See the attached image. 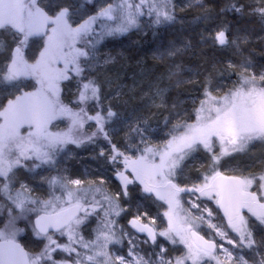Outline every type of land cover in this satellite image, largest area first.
Masks as SVG:
<instances>
[{"label": "snow or ice", "instance_id": "snow-or-ice-1", "mask_svg": "<svg viewBox=\"0 0 264 264\" xmlns=\"http://www.w3.org/2000/svg\"><path fill=\"white\" fill-rule=\"evenodd\" d=\"M145 7L157 25L173 20L169 0H105L95 14L82 20H77L71 0L55 8L51 3L45 6L43 0H0V31L12 34L11 46L0 41V50L6 51L0 63V88H15L20 93L0 106V197L9 202L8 220L0 229V264H250V260L252 264H264V241L257 244L245 215L251 214L264 225V168L247 175H225L220 170L224 157L244 151L254 141L264 142V73L246 74L245 68L237 85L219 96L206 86L198 105L193 102L192 122L174 126L162 144H149L143 134L146 130L139 127L132 129L139 135V142L133 139L127 145L138 155H129L112 144L108 159L120 188L115 194L101 188L85 190L80 187L81 180L63 178L49 180L52 186L59 183L63 191L60 196L51 194L47 200L32 198L23 183L16 188L18 170L28 161L35 167L53 163L61 146L82 142L77 137L89 121L96 129L87 138L102 135L111 143L105 125L119 114L110 106L104 107L100 85L85 73L97 60V46L107 37L137 27ZM249 7L264 19L262 0ZM231 9L239 12L242 6L233 4ZM34 37H39L43 46L29 59L25 50ZM202 39L221 46L229 43L223 29ZM27 78L36 82L33 91L23 90ZM73 79L77 87L75 108L60 98L61 83ZM89 105L94 113H90ZM61 118L70 120L69 128L52 131ZM201 150L207 155L205 173L190 187H181L175 182L177 170L183 171L181 162ZM137 184L146 194L141 199L154 196L167 205L163 212L167 218L165 229L158 230L156 219L140 204L135 205V214L122 206V199L125 205L132 203L130 191L134 189L129 186ZM182 193L194 197L189 201L190 209L182 206ZM205 200L222 210L226 225L214 222L213 209ZM191 209L199 214L193 215ZM100 213L103 216L96 237L86 241L78 234L79 229L90 216L100 217ZM122 214L131 215V231L120 228L118 235L115 218ZM20 219L27 221L24 229L17 227ZM29 225L37 238L47 241L37 253H30L17 242V235ZM202 226L219 237V242L201 235ZM56 233L67 235L68 243H59L54 238ZM135 234H145L143 242L155 246L150 255L137 251ZM158 236L174 246L183 245L186 251L175 258L167 257L166 248L157 243ZM124 237L129 244L126 255L108 250L110 244H120ZM58 250L72 258L56 259L53 254Z\"/></svg>", "mask_w": 264, "mask_h": 264}, {"label": "rangeland", "instance_id": "rangeland-1", "mask_svg": "<svg viewBox=\"0 0 264 264\" xmlns=\"http://www.w3.org/2000/svg\"><path fill=\"white\" fill-rule=\"evenodd\" d=\"M65 0H43L46 6L52 4L64 3ZM118 2V0H113ZM206 0H169V11L174 17L176 14L189 8L205 5ZM264 2V0H262ZM77 12V20L86 19L89 15L95 14L98 9L105 3V0H71ZM236 4L242 6L239 12L233 11L231 6ZM256 0H227L226 5L221 9V13H227L232 17L231 23H221L215 28L209 29V33L215 34L218 30H225L229 43L224 48H230L238 53L239 61H227L225 67L231 70L230 75L236 76L237 80L228 81L223 79L217 84L208 82L204 84L202 90L188 88L194 85L201 73L190 65H185L176 60V55L185 53L190 46L186 37L180 35L169 40L168 42H159L145 59L131 61L126 56L124 47L119 44H107L102 42L97 47V60L92 62V69L85 75L93 78L100 85L101 100L105 108L111 107L112 111L119 114L112 122L105 125V130L109 134V139L105 140L99 135L92 140L87 137L95 131V123L89 121L80 130L78 139L82 140L79 144L68 143L61 146L60 150L55 153L53 163H44L40 167H35L32 161L27 162V166L18 170L16 174V188L21 183L25 184L34 199L47 200L51 194L60 196L63 189L60 184L52 186L49 184L51 178H63L64 180L79 179L83 183L82 189L101 188L108 194H115L120 190L119 181L115 177L113 165L108 157L112 154V144H115L120 151L127 149V145L135 139L139 142V135L132 129L139 127L146 136L149 144H162L169 138V133L174 126L184 122H192V113L194 101L198 105L199 99L203 98L205 87L208 86L213 95H223L229 89L237 85L242 72L247 69V73H255L259 76L264 73V63H259L247 53L243 48L247 44L249 48L258 47L264 52V19L252 13L250 5H255ZM145 14L139 18L138 25L130 29L126 34L140 29H146L140 21L145 18L154 17L147 14V7L144 9ZM249 13V14H248ZM52 14V13H50ZM247 15H253L255 23L247 20ZM235 20V22H234ZM144 23L147 21L143 20ZM165 23V22H164ZM161 23V24H164ZM167 23V22H166ZM230 33V34H229ZM125 34V33H124ZM122 34V35H124ZM229 34V35H228ZM122 35L107 37L104 41L114 38L121 39ZM0 41L12 45V34L7 31H0ZM43 46V41L39 37H34L30 41V47L25 50L26 56L31 59L38 55ZM248 49V48H247ZM6 56L5 50H0V63L4 62ZM107 60V62H105ZM24 91H33L36 82L31 78L24 80ZM20 93L15 88H0V106L7 103V99L14 98ZM77 87L76 80L63 81L61 83V100L63 103L75 108ZM193 94V95H192ZM90 113H94V108L89 105ZM56 126L52 131H66L70 126L68 118H61L55 122ZM131 151V150H130ZM103 152V155L101 153ZM39 163V161H36ZM264 165V142L254 141L250 143L242 152L233 153L231 156L224 157L221 161L220 170L222 172H243V169L254 168L256 164ZM178 169L175 182L181 187L191 186L198 177H202L207 168V155L202 150L194 152L181 162ZM261 169L264 166L260 167ZM260 169V170H261ZM198 182V181H197ZM69 187L75 189L76 186ZM140 188V186H138ZM142 195V193H141ZM140 190L134 189L130 198L132 203L125 205L123 199L122 206L128 208L129 212L135 214V205L140 204L146 209L151 217L156 219L158 230L167 227V218L163 217V212L167 205L163 201L149 200L144 201L139 198ZM194 197L188 194H181V204L186 209L189 207V201ZM0 201L8 202L3 197ZM9 203V202H8ZM33 217L35 213L31 214ZM100 217L90 216L83 225H81L78 234L83 236L86 241L94 240L96 229L99 226ZM117 220V234L119 229L131 231L128 220L131 215L115 218ZM86 233H89L87 238ZM34 235V234H33ZM137 251L140 255H150L154 245L149 241L144 243L145 234H135ZM59 243H68L67 235L55 236ZM47 241L33 236L32 253L39 252ZM157 243L163 244L167 250V257L175 258L184 254L186 249L183 245H172L163 237H157ZM129 249L128 238L124 237L120 244H110L109 251L121 255H126ZM158 251V249H156ZM58 260L71 259L68 253L58 250L53 254ZM74 256V254H73ZM69 259V260H70ZM207 260V258H205ZM223 260V255H220ZM215 264V261H211Z\"/></svg>", "mask_w": 264, "mask_h": 264}, {"label": "trees", "instance_id": "trees-1", "mask_svg": "<svg viewBox=\"0 0 264 264\" xmlns=\"http://www.w3.org/2000/svg\"><path fill=\"white\" fill-rule=\"evenodd\" d=\"M226 1L206 0L203 6L175 13L176 15L173 17V20L167 21L164 24L157 25L153 23L152 18H145L143 20L147 21V23H144L142 20L140 21V25L144 24L146 29L137 30L138 28H136L130 34L125 33L122 35L121 39H119L120 37L114 38V43H112V39L103 42H107V44H119L120 47L126 48V56L129 60L137 61L145 59V57L147 58L150 51L159 42H168L180 35L189 40L190 46L185 53L177 54L176 60L194 67L201 73V76L194 82V85L188 87L193 89V94L194 90H202L204 84L208 82L217 84L223 79H227L228 81L237 80L236 76L230 75L231 70L225 67V65L227 61H239L238 53L230 48H224V45L221 46L215 42H205L202 39V37L209 35V29L215 28L221 23L227 24L232 22V17L227 13H221V9L226 5ZM247 20L250 23H255L253 15H247ZM212 35L214 36V34ZM243 48L253 56L256 62L263 61L264 63V52L258 49L257 46L249 48L247 44H244ZM88 234L86 233V236L90 238Z\"/></svg>", "mask_w": 264, "mask_h": 264}, {"label": "flooded vegetation", "instance_id": "flooded-vegetation-1", "mask_svg": "<svg viewBox=\"0 0 264 264\" xmlns=\"http://www.w3.org/2000/svg\"><path fill=\"white\" fill-rule=\"evenodd\" d=\"M123 151V149H122ZM124 151L127 152V154L129 155H138V153H135L134 150H128V149H125ZM261 166H264L263 163L262 164H256L254 166V168H249V169H243V172L237 174L235 172H223L225 175H247L249 172H258L261 168ZM122 167V165H121ZM139 185H130V190L131 189H139L140 190V196L139 198L141 199L143 196H145L146 194H144L141 190V186L140 188L138 187ZM133 191H130V195ZM142 193V195H141ZM155 200V201H158L155 199L154 196H152L151 198L149 199H146L144 201H151V200ZM143 199H141L142 201ZM204 203L211 209H213V212H214V222L215 223H222L224 225L227 224V220L226 218H223V212L222 210L218 209L217 206L215 205L214 202L212 201H207L205 200ZM0 229H3L5 224L7 223V220H8V212H7V208L9 206V203L8 202H3V201H0ZM203 206V205H202ZM186 209H190V204H189V207L187 206ZM193 215H198V211L196 209H191ZM245 215L246 217H248L249 219V225L250 227L252 228L253 230V235H254V238L255 240L257 241V244L259 245L262 241H264V225H260L259 224V221L256 220L255 217H252L251 214L245 212ZM27 223V221L23 220V219H20L17 221V227L18 228H21V229H24L25 228V224ZM203 227V230L200 232L201 235L205 236L206 239H216L218 242H219V237H215L214 233L210 232L206 226H202ZM229 231V234L233 237H235V233H232L231 230H228ZM33 232L31 230V226L29 225L27 227V229L23 232H20L18 235H17V242L20 243L27 251H29L30 253H32V242H33ZM55 236H59V233H56ZM41 239V238H39ZM218 255L220 256L221 253H218ZM260 258V254L258 253L256 256H255V259H259ZM250 264H252V261L250 260Z\"/></svg>", "mask_w": 264, "mask_h": 264}]
</instances>
